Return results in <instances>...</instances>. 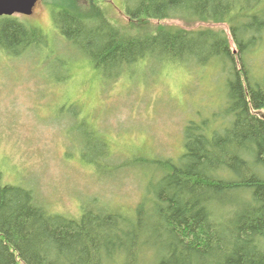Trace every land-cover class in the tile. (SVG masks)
Listing matches in <instances>:
<instances>
[{
  "label": "trees",
  "instance_id": "16d2710c",
  "mask_svg": "<svg viewBox=\"0 0 264 264\" xmlns=\"http://www.w3.org/2000/svg\"><path fill=\"white\" fill-rule=\"evenodd\" d=\"M122 1L129 31L99 0H52V20L108 80L149 60L217 61L227 74L222 126L188 121L182 152L151 160L158 178L130 212L92 201L76 216L52 212L31 186L6 182L0 169V264H107L115 256L144 264L140 256L150 252V264H264V74L247 63L264 37V0ZM14 16H0L1 48L20 54L43 42L38 28ZM166 19L224 23L229 35ZM151 20L159 22L152 30Z\"/></svg>",
  "mask_w": 264,
  "mask_h": 264
},
{
  "label": "rangeland",
  "instance_id": "374dc122",
  "mask_svg": "<svg viewBox=\"0 0 264 264\" xmlns=\"http://www.w3.org/2000/svg\"><path fill=\"white\" fill-rule=\"evenodd\" d=\"M99 3L114 24L130 30L122 0ZM52 4L42 0L32 14L14 16L38 28L44 44L20 54L0 47L4 180L31 186L52 212L76 216L80 204L89 201L97 207L118 205L133 211L158 178L151 160L177 158L188 121L207 118L213 119L212 128L222 126L227 74L217 61L200 65L193 59L173 65L153 59L140 68L139 63L123 68L113 80L105 79L59 34ZM158 23L151 20L146 28L152 30ZM161 23L222 29L229 35L224 23L188 24L180 19ZM229 43L234 48L230 37ZM247 63L255 76L264 74V37L248 54ZM140 260L150 264L155 253L141 255ZM107 264H123V259L115 256Z\"/></svg>",
  "mask_w": 264,
  "mask_h": 264
},
{
  "label": "water",
  "instance_id": "95a60500",
  "mask_svg": "<svg viewBox=\"0 0 264 264\" xmlns=\"http://www.w3.org/2000/svg\"><path fill=\"white\" fill-rule=\"evenodd\" d=\"M37 1L41 0H0V16L13 14L30 15Z\"/></svg>",
  "mask_w": 264,
  "mask_h": 264
},
{
  "label": "flooded vegetation",
  "instance_id": "af4514ba",
  "mask_svg": "<svg viewBox=\"0 0 264 264\" xmlns=\"http://www.w3.org/2000/svg\"><path fill=\"white\" fill-rule=\"evenodd\" d=\"M37 4H38V2L35 4V7H36ZM35 7H34V9H35ZM34 9H33V11H34Z\"/></svg>",
  "mask_w": 264,
  "mask_h": 264
}]
</instances>
